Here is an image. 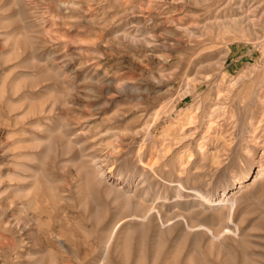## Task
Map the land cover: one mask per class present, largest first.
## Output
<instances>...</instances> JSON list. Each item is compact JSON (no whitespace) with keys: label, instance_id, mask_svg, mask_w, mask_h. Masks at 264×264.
<instances>
[{"label":"rangeland","instance_id":"rangeland-1","mask_svg":"<svg viewBox=\"0 0 264 264\" xmlns=\"http://www.w3.org/2000/svg\"><path fill=\"white\" fill-rule=\"evenodd\" d=\"M263 169L264 0H0V264H264Z\"/></svg>","mask_w":264,"mask_h":264},{"label":"bare ground","instance_id":"bare-ground-1","mask_svg":"<svg viewBox=\"0 0 264 264\" xmlns=\"http://www.w3.org/2000/svg\"><path fill=\"white\" fill-rule=\"evenodd\" d=\"M99 168H97V170H98ZM263 171H264V169H263ZM101 178L102 179H105V180H107V181H109V182H111V181H113V182H119L120 180L118 179V178H115V177H113L112 175H111V171H109L108 173H106V172H103L101 175ZM99 176V177H100ZM180 189V188H179ZM182 189V188H181ZM232 198H233V193L231 192V193H229V196L227 197V199L225 200L226 202H233L232 201ZM203 201V200H202ZM222 201V200H221ZM224 201V200H223ZM206 202V201H205ZM206 204V203H205ZM232 204V203H231ZM233 206V205H232ZM154 209V208H153ZM150 215V214H149ZM148 215V216H149ZM152 215H150L149 217H151ZM158 216V215H157ZM160 216H162V215H160ZM231 216V215H230ZM148 218V217H147ZM159 218V217H158ZM148 219H150V218H148ZM160 219V218H159ZM172 220V219H171ZM161 224V223H160ZM186 225H187V223H186ZM188 227V226H187ZM232 232V231H231ZM213 234V233H212ZM228 234V233H227Z\"/></svg>","mask_w":264,"mask_h":264}]
</instances>
